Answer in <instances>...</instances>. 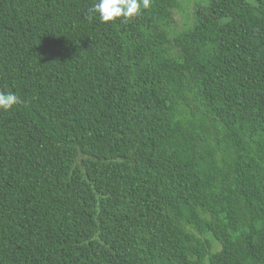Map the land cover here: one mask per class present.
Masks as SVG:
<instances>
[{
	"label": "trees",
	"instance_id": "1",
	"mask_svg": "<svg viewBox=\"0 0 264 264\" xmlns=\"http://www.w3.org/2000/svg\"><path fill=\"white\" fill-rule=\"evenodd\" d=\"M97 2L0 0V264H264V0Z\"/></svg>",
	"mask_w": 264,
	"mask_h": 264
},
{
	"label": "clouds",
	"instance_id": "2",
	"mask_svg": "<svg viewBox=\"0 0 264 264\" xmlns=\"http://www.w3.org/2000/svg\"><path fill=\"white\" fill-rule=\"evenodd\" d=\"M150 0H142V6L147 9ZM93 12L99 13V18L103 22L113 21L123 16L126 20L140 14L141 4L138 0H98L94 4ZM18 103V97L11 93H0V109L11 110Z\"/></svg>",
	"mask_w": 264,
	"mask_h": 264
},
{
	"label": "rangeland",
	"instance_id": "3",
	"mask_svg": "<svg viewBox=\"0 0 264 264\" xmlns=\"http://www.w3.org/2000/svg\"><path fill=\"white\" fill-rule=\"evenodd\" d=\"M197 0H182L183 2V8L187 11L192 9L193 4L196 3ZM174 18H175V25L177 28H182L185 24H189L191 21V16H184L180 10L174 11Z\"/></svg>",
	"mask_w": 264,
	"mask_h": 264
}]
</instances>
